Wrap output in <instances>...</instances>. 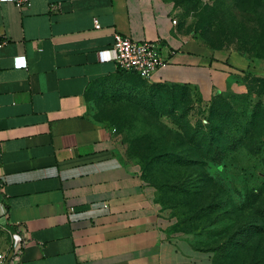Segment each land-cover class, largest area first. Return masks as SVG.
<instances>
[{"label": "crops", "instance_id": "obj_1", "mask_svg": "<svg viewBox=\"0 0 264 264\" xmlns=\"http://www.w3.org/2000/svg\"><path fill=\"white\" fill-rule=\"evenodd\" d=\"M172 20L163 0H0V226L15 264H212L173 230L88 100L120 80L187 87L205 101L237 86L248 59L208 48ZM116 33L157 43L166 67L149 80L120 73Z\"/></svg>", "mask_w": 264, "mask_h": 264}, {"label": "rangeland", "instance_id": "obj_2", "mask_svg": "<svg viewBox=\"0 0 264 264\" xmlns=\"http://www.w3.org/2000/svg\"><path fill=\"white\" fill-rule=\"evenodd\" d=\"M163 1L174 12L177 23L200 43L211 49L232 50L248 59V70L238 76L237 86L205 101L192 89L120 80L90 89L88 100L94 117L116 130L128 155L136 133L153 134L147 127L153 120L140 107L158 111L160 124L166 130H171L173 120L177 119L189 122L192 127L216 128L214 136L223 138L226 148L222 155L226 158L220 166L210 165L205 171L223 188L222 200H226L209 220L223 222L213 227L216 234L212 237L198 236L196 232L190 236L200 251L212 254V264H237L246 252L241 251L242 245L254 232V225H250L256 219L264 223V215L254 213L260 208L264 212V0ZM249 125L253 127L250 129ZM246 130L250 134L246 135ZM166 213L177 222L175 229L185 228L182 220L173 218L174 210ZM229 220L244 227L240 224L226 229ZM228 240L231 242L228 249L211 251ZM8 243L9 236L0 226V252L6 250L3 247Z\"/></svg>", "mask_w": 264, "mask_h": 264}, {"label": "trees", "instance_id": "obj_3", "mask_svg": "<svg viewBox=\"0 0 264 264\" xmlns=\"http://www.w3.org/2000/svg\"><path fill=\"white\" fill-rule=\"evenodd\" d=\"M120 73H128L118 70ZM132 74V73H129ZM169 89L187 87H168ZM146 117L152 119L147 127L153 131L142 134L136 133L130 144L132 151L129 156L134 157L141 168L144 182L151 185L159 195L157 199L162 211L174 210L177 217L182 220V230H173L188 235H212L216 234L213 227H217L223 220L210 221V216L222 208L226 200L223 199L224 190L218 183L209 177L205 168L210 165L220 166L226 157L222 155L226 148L222 144L223 138H215V127L202 125L192 127L189 122L177 119L171 130L161 126V118L158 111H148L140 107ZM161 123V124H160ZM264 124V123H263ZM253 125H249L251 129ZM166 130V131H164ZM250 134L246 130V135ZM228 202V201H227ZM230 204V203H229ZM235 211L236 207H232ZM257 216L264 212L257 210ZM232 213L229 212V215ZM176 218V219H177ZM241 223L229 220L227 228L240 227ZM221 225V224H220ZM254 232L242 245L241 251L245 252L241 262L237 264H264V223L256 219ZM241 224V228H243ZM221 241V240H220ZM194 247L196 245L193 243ZM221 246H223L221 248ZM211 251L214 253L228 249L231 242L221 244ZM198 249V248H197ZM261 251L263 254L260 256Z\"/></svg>", "mask_w": 264, "mask_h": 264}, {"label": "built area", "instance_id": "obj_4", "mask_svg": "<svg viewBox=\"0 0 264 264\" xmlns=\"http://www.w3.org/2000/svg\"><path fill=\"white\" fill-rule=\"evenodd\" d=\"M175 25L176 20H172ZM98 29L99 25L96 24ZM1 47V44H0ZM113 61L118 70L136 74L143 80H149L159 69L166 67L167 62L161 58L157 43L148 41H132L120 34L113 35ZM16 68H25L24 58H15ZM17 251L8 248L0 252V264H15Z\"/></svg>", "mask_w": 264, "mask_h": 264}]
</instances>
